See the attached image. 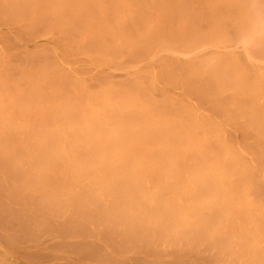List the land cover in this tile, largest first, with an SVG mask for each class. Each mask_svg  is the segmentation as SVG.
<instances>
[{
  "label": "bare ground",
  "instance_id": "6f19581e",
  "mask_svg": "<svg viewBox=\"0 0 264 264\" xmlns=\"http://www.w3.org/2000/svg\"><path fill=\"white\" fill-rule=\"evenodd\" d=\"M0 248L264 264V0H0Z\"/></svg>",
  "mask_w": 264,
  "mask_h": 264
},
{
  "label": "rangeland",
  "instance_id": "374dc122",
  "mask_svg": "<svg viewBox=\"0 0 264 264\" xmlns=\"http://www.w3.org/2000/svg\"><path fill=\"white\" fill-rule=\"evenodd\" d=\"M72 238H75V237H72ZM56 239H58L59 240V238H56ZM55 239V240H56ZM71 239V238H70ZM69 239V240H70ZM76 239H78V238H75V239H72L74 242L76 241ZM53 241V240H52ZM52 241H50V242H52ZM68 241V240H67ZM72 241V242H73ZM78 241V240H77ZM68 242H70V241H68ZM49 244V243H48ZM51 244V243H50ZM61 248H63L64 249V246L63 247H61ZM61 250V251H65V250ZM60 251V252H61ZM44 252V251H43ZM50 253H51V255L50 256H52L53 254H55V256H58V255H56L57 253L59 254V252L57 251H55V250H53V251H49ZM54 252H56V253H54ZM45 254H47V251H45L44 252ZM3 254V256H1ZM49 254V253H48ZM69 253H66V257L65 258H67L69 255H68ZM15 255V256H14ZM72 255V254H71ZM70 255V256H71ZM44 256H46V257H48V255H44ZM60 256H62V255H60ZM60 256H58L60 259H61V257ZM73 256H75V255H73ZM71 257L70 259H69V257H68V262L66 261V260H64L63 261V259H61V260H56L55 261V263H54V260L55 259H57V258H55L54 260L53 259H51V260H53V263H47V261H48V259H47V261L45 262V263H43V264H88V263H86L85 261V263L83 262V261H80V262H78V261H76L77 259H75V258H77V255L75 256V258L74 257ZM46 257H44L45 259H46ZM43 258V259H44ZM23 259V257L21 256V258H20V255L17 253V255H16V253L14 254V253H9L8 254V251H6V250H4V249H1L0 248V264H31V262H33L34 264H37V258L36 259H25L24 261L22 260ZM75 260V262H74V260ZM79 259V258H78ZM42 260V259H41ZM50 260V259H49ZM71 260H73V261H71ZM27 261V262H26ZM30 261V262H29ZM36 262V263H35ZM32 263V264H33ZM39 264V263H38Z\"/></svg>",
  "mask_w": 264,
  "mask_h": 264
}]
</instances>
